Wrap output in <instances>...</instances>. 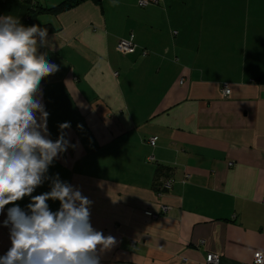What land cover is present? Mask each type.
I'll return each mask as SVG.
<instances>
[{"label": "crops", "instance_id": "crops-1", "mask_svg": "<svg viewBox=\"0 0 264 264\" xmlns=\"http://www.w3.org/2000/svg\"><path fill=\"white\" fill-rule=\"evenodd\" d=\"M138 1L38 16L53 26L38 53L58 66L40 84L49 138L63 131L69 141L46 176L88 197L93 228L115 237L101 264H207L210 252L220 264H255L264 254V0ZM3 2L1 16L26 26L29 4ZM121 38L135 51L119 50ZM168 178L172 189L159 193ZM49 191L46 179L32 196ZM30 202L14 203L30 211ZM12 206L0 213V256Z\"/></svg>", "mask_w": 264, "mask_h": 264}, {"label": "clouds", "instance_id": "clouds-1", "mask_svg": "<svg viewBox=\"0 0 264 264\" xmlns=\"http://www.w3.org/2000/svg\"><path fill=\"white\" fill-rule=\"evenodd\" d=\"M47 42L46 28L0 16V213L14 204L3 221L11 247L0 264H101L99 253L114 246L115 237L93 228L88 197L59 174L46 176L69 146L63 131L49 138L40 84L58 66L38 53ZM46 179L51 191L32 196ZM25 196H31L30 211L14 203ZM49 199L60 201L58 211L50 210Z\"/></svg>", "mask_w": 264, "mask_h": 264}, {"label": "built area", "instance_id": "built-area-1", "mask_svg": "<svg viewBox=\"0 0 264 264\" xmlns=\"http://www.w3.org/2000/svg\"><path fill=\"white\" fill-rule=\"evenodd\" d=\"M158 2H159V0H139L138 1L140 6H147L149 4H157ZM174 33H177V31H174ZM136 47H137V45L132 40L127 39V38H121L119 43H118L119 50H121L124 53H132L135 51ZM147 54H148V51L143 50V55H147ZM116 74H118V72ZM183 81H184V79L181 80V82H183ZM222 91L225 95H229L231 93V88H230L228 83L223 84ZM157 140H158L157 136H151L148 139V142L150 145L155 146L157 143ZM149 160H151V161L154 160V156L153 155L149 156ZM185 177H186L185 178V181H186V179L189 178V175L187 174ZM173 183H174V180L172 178L164 180L161 184V189L159 190L160 193L171 190L173 187ZM162 209L165 211L167 209V206H163ZM147 214L150 216H157L158 215L154 212H147ZM206 262H207V264H220L221 255L218 253L210 252L206 255ZM254 263L255 264H264L263 252H261V251L255 252ZM120 264H131V263L122 262Z\"/></svg>", "mask_w": 264, "mask_h": 264}, {"label": "trees", "instance_id": "trees-1", "mask_svg": "<svg viewBox=\"0 0 264 264\" xmlns=\"http://www.w3.org/2000/svg\"><path fill=\"white\" fill-rule=\"evenodd\" d=\"M25 1L29 4L28 18L25 22L26 26L39 25L41 28H46L47 32H50L53 30V26L41 24L38 20V16L40 14H44V13L58 14L69 8L79 5L80 3L87 0H64L59 4L51 7L43 6L39 4L38 1L36 0H25ZM93 1L100 2L101 0H93ZM3 8H4V2L3 0H0V16L3 15ZM166 172L167 170L165 168H158L157 176L159 177L161 174ZM158 189L160 190L161 186L158 187Z\"/></svg>", "mask_w": 264, "mask_h": 264}, {"label": "rangeland", "instance_id": "rangeland-1", "mask_svg": "<svg viewBox=\"0 0 264 264\" xmlns=\"http://www.w3.org/2000/svg\"><path fill=\"white\" fill-rule=\"evenodd\" d=\"M169 179V178H168ZM160 193V192H159ZM157 214V213H156ZM158 216V215H157Z\"/></svg>", "mask_w": 264, "mask_h": 264}]
</instances>
